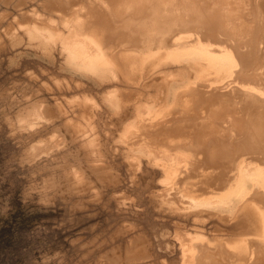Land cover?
<instances>
[{
  "label": "bare ground",
  "instance_id": "6f19581e",
  "mask_svg": "<svg viewBox=\"0 0 264 264\" xmlns=\"http://www.w3.org/2000/svg\"><path fill=\"white\" fill-rule=\"evenodd\" d=\"M0 4L16 8L0 12L9 39L56 58L67 78L51 75L53 100L24 90L6 114L22 162L42 176V202L99 200L119 181V159L179 220L153 228L160 264H264V0ZM115 198L131 203L123 190ZM137 235L97 261L155 264Z\"/></svg>",
  "mask_w": 264,
  "mask_h": 264
},
{
  "label": "rangeland",
  "instance_id": "374dc122",
  "mask_svg": "<svg viewBox=\"0 0 264 264\" xmlns=\"http://www.w3.org/2000/svg\"><path fill=\"white\" fill-rule=\"evenodd\" d=\"M15 9L0 4V12H9L8 16ZM6 31L7 21L4 18L0 26V264H109L110 261L98 262L101 255L112 250L114 246L123 248L127 239L136 234L150 240L148 242L152 245V256L156 258V262H152L160 264L159 259L168 255L157 257L165 249L158 245L159 238L154 237L156 233L152 231L157 232L163 223L172 224L179 220L163 211L153 201L151 189L145 188L139 180L132 181L130 173L119 159L116 160L119 181L103 187L99 200H93V196L88 193H85L80 204L76 202L79 197H64L60 193L47 202L38 198L37 188L41 185L39 177L42 176L35 166L22 162L24 139L11 129L6 114L12 97L21 98L24 90H32L31 93L40 91L37 94L53 100L58 96L60 86L51 81V75L58 76L63 86L66 77H62L65 74L58 66L56 58L44 55L26 42L13 43ZM43 81L50 82L48 84L51 91H44L40 86ZM87 90L96 92L97 89ZM5 92L11 94L8 100L3 98ZM50 157L51 155L47 157L49 159H40V166L44 163L50 166L52 163L49 161L56 156L51 159ZM32 185L37 187L31 191ZM122 190L130 196L127 201L132 204H117L115 196ZM25 192L31 194L27 195ZM181 221L188 225L191 223L187 220ZM126 224L125 233L124 230L119 231ZM160 247L161 250H158ZM39 256L44 259L41 258V261ZM152 256L150 259L154 260Z\"/></svg>",
  "mask_w": 264,
  "mask_h": 264
}]
</instances>
